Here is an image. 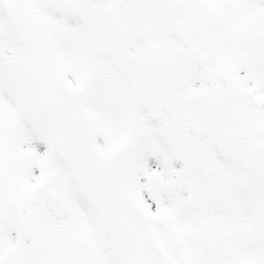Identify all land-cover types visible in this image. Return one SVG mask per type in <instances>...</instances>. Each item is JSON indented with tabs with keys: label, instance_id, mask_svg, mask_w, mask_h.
<instances>
[{
	"label": "snow or ice",
	"instance_id": "1",
	"mask_svg": "<svg viewBox=\"0 0 264 264\" xmlns=\"http://www.w3.org/2000/svg\"><path fill=\"white\" fill-rule=\"evenodd\" d=\"M0 264H264V0H0Z\"/></svg>",
	"mask_w": 264,
	"mask_h": 264
}]
</instances>
